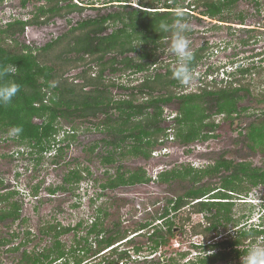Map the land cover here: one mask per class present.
Listing matches in <instances>:
<instances>
[{
    "label": "trees",
    "instance_id": "trees-1",
    "mask_svg": "<svg viewBox=\"0 0 264 264\" xmlns=\"http://www.w3.org/2000/svg\"><path fill=\"white\" fill-rule=\"evenodd\" d=\"M238 1L195 0L185 5L179 4L178 0H140V7L131 8L130 1L116 0L122 4L118 11L79 22L67 33L42 47L20 41L27 27L45 25L54 17L81 12L85 7L70 0H46V4L39 6L31 19L15 18L0 24V66L15 65L17 68L4 80L14 81L20 86L10 103H0V143L17 145V155L29 156L35 162V167L41 165L46 154L51 152H54L51 163L58 164L64 157V151L77 139L76 124L87 123L86 130L96 129L103 135L87 149L89 156L99 149L96 157L106 168L105 182L100 185L102 194L149 182L187 180L191 184L184 195L168 199L163 212L153 220L141 223L133 232H122L118 224L105 227L102 217L105 211L99 209V215L89 224L86 235L77 241L76 247L67 249L61 237L77 231L82 223L73 228L59 224L45 225L41 231L52 236V246L34 255L25 251L18 264H88L94 259L99 260L97 264H164L162 258L158 262L153 259L134 261L130 250L121 246L132 244L134 237L147 232V248L151 254H155L176 238L175 230L181 228L180 234L184 235V227L192 214H202L203 219L191 227V236H202L203 239L193 245L195 249L201 250V255L191 264H241V257L259 239L264 240L263 224L238 228L241 219H235L234 216L236 201L241 196H248L252 188L264 186V165L256 167L250 162L236 163L222 157L204 168L188 165L162 171L158 177H149L143 169L124 171L121 164L126 157L150 160L157 146L169 138V129L163 127L164 112L165 107L173 101L179 103L178 115L173 117L176 122L173 129L175 138L185 146L212 138V132L218 127L213 117L234 119L247 111L246 107L239 108L245 97H264V89H261L264 88V67L255 63L244 66L240 60L232 61L229 65L236 66V70L229 73L225 66L220 67L225 77L219 81L220 69L212 71L211 68L199 77L202 82L199 91L190 93H186V85L174 79L175 68L170 64L166 65L165 72L157 69L154 75H145L132 85L118 83L105 75L109 72L115 76L126 71L138 74L150 71L153 66L158 68L159 49L172 36L171 31H160L158 24L162 20L172 24L177 7L183 10L186 20L190 17L201 20L194 14L200 10L202 17L227 22L235 12ZM5 2L0 0V8ZM28 2L30 0H22V7L25 8ZM161 4L162 8L159 7ZM246 18L240 12L233 20L245 25ZM110 28H113L112 32L106 34ZM247 30L251 32L252 29ZM253 40L251 37L243 44ZM210 49L204 45L192 52V72H196ZM250 58L254 60V57ZM92 64H95V68ZM74 69L82 71L69 76ZM214 75L216 78H212ZM256 80H260V83ZM115 88L130 90V93L114 94L112 89ZM211 108L214 114H209ZM61 121L69 124L71 129L63 131ZM15 128L22 131L15 133ZM247 136L253 143L252 149L264 150V123L251 125ZM119 162L116 172L111 174L110 168ZM91 176L88 165H78L68 170L61 184L47 191L50 195L58 191H73L80 187L81 181ZM211 177L219 178V184L214 187L202 184L205 178ZM0 188L1 228L6 221L15 222L21 218L22 205L21 201L15 200L18 191H7L9 188L4 178H0ZM39 191L40 185H37L31 193L37 197ZM186 208L190 209L189 214L180 218L181 224L178 226L174 218ZM107 215L104 214L105 217ZM25 234L28 238L13 247L12 242L18 235L14 233L9 238L0 237V248L9 246L6 252H18L30 241V233ZM128 247L135 253L143 250L141 245ZM188 254L181 253L180 256ZM167 259L171 263L175 260L173 257Z\"/></svg>",
    "mask_w": 264,
    "mask_h": 264
},
{
    "label": "rangeland",
    "instance_id": "rangeland-1",
    "mask_svg": "<svg viewBox=\"0 0 264 264\" xmlns=\"http://www.w3.org/2000/svg\"><path fill=\"white\" fill-rule=\"evenodd\" d=\"M21 1L6 0L0 8V24L7 23L15 18L31 19L37 8L46 4V0H30L26 7L23 8ZM70 1L84 6V10L54 17L45 25L29 26L20 37V41L30 46L42 47L67 33L77 23L109 12L118 11L121 9L119 5H122L116 0ZM121 1H130L131 8L140 7V0ZM178 1L179 4L187 5L195 0ZM66 3L64 2L63 4ZM123 4L125 3L123 2ZM159 7L162 8L163 5L161 4ZM160 11L167 10L160 9ZM234 11L227 22H219L218 20L202 17L199 13L200 10H197L194 14L201 17V20H197L196 17H190L187 20L190 30H188L187 36L191 41V51L193 52L204 45L211 47V49L203 62L196 68V72H192L191 82L186 85L187 88L184 87L186 93L199 91L202 83L199 77L211 68L213 69L212 71H216L219 68L218 72L221 73L223 68L220 67L225 66L227 72L233 73L237 67H232L229 63L237 60L243 62L244 66L255 63L257 66L261 65L264 67V0H239L235 5ZM240 12L247 16L245 25L233 20L234 16ZM215 25L220 28H215ZM247 29L252 30L248 32ZM251 37L254 38L253 42L244 45L243 41L249 40ZM170 46L171 39L162 43V48L159 49L157 54L160 60L158 68L153 66L150 71L138 74L126 71L115 76L109 72L105 75L113 78L118 83L132 85L137 84L145 75H154L157 69L160 72H165L167 64H170L172 68H176L178 61H176V56L171 52ZM258 55L262 56L258 57ZM131 56L137 57L135 54ZM250 57H254L255 60ZM92 67L95 68V64H92ZM80 71L82 69H74L69 76H75ZM94 73L96 74L97 71L95 70ZM215 75L212 78H216ZM218 77V81L222 80L225 77L224 72ZM209 79L211 80V78ZM258 81L256 80L257 83H260V80ZM261 89L264 88L262 87ZM112 91L114 94L130 93V90L125 91L118 88L112 89ZM243 107H246L247 111L242 112L234 119L226 120L224 116L213 117L212 120H216L218 127L212 132V135H214L212 138L196 141L189 146L183 145L178 138L173 140L171 138L166 139L153 152V159L143 160L141 158L126 157L121 162L122 169L124 171L143 169L149 177H158L162 171L188 165H192L195 168H204L222 157L236 163L250 162L253 166L263 167L264 150H261V148L252 149L251 145L253 143L247 135L251 125L264 123V97L258 95V97H253L252 99V97L249 96L248 98L247 96L239 104V108ZM213 110L211 108L209 114H214ZM178 111L179 103L173 101L165 108L164 112L165 122H163V127L169 129L170 131L168 132L173 135L176 123L173 121V117L178 115ZM36 121L40 123V120L37 119ZM87 125V123L80 122L76 124V128H78L77 139L71 142L69 148L64 151V157L58 164L51 163L54 156V152H51L46 154L41 165L35 167V162L32 158L27 155L24 157L17 155L19 149L17 145L0 143V178H4L5 185L9 188L7 191H18L19 194L15 200L21 201L22 205L21 218L15 222L8 220L5 224H2L0 237L9 238L14 233L18 235L12 242L11 247H13L28 238L25 232L30 233V241L25 247L20 248L18 252H6L5 250L9 246L0 248V264H18L21 262L25 251L29 255H34V253L38 254L43 249L52 246V236L45 235L41 231L48 224H59L62 227L70 226L73 228L82 223V226L77 231H72L61 237V241L67 249L76 247L77 241L86 235L91 221L99 215V209L105 211L104 214H108L107 217L104 214L102 216L105 227L118 224L122 232H133L141 223L151 221L155 216L163 212L168 199H175L184 195L191 186L187 180H178L171 183L149 182L148 184H138L133 187H121L102 194L103 191L100 185L105 182L106 168L100 164L96 157L99 149H96L92 156H89L87 149L95 141L100 140L103 135L99 134L96 129L86 130ZM61 126L63 131L71 129V126L63 121H61ZM63 131L62 134L64 133ZM2 155H8V157L2 158ZM118 164L120 162L110 168L111 174L116 172ZM78 165H88L92 171L91 178L81 181L80 187L73 191H58L56 194L50 195L47 189L61 184L68 170ZM219 181V178H205L202 184L214 187L219 184ZM37 185H40V191L39 195L35 197L31 192ZM236 203L234 216L235 219H241L238 228L244 225L247 227L264 225V186L252 188L244 200L236 201ZM189 211L190 209L186 208L178 213V217L174 218L178 226L181 224L180 218L186 217ZM202 219V214H192L191 219L184 227L186 231L184 235H178L169 246L162 248L155 254H151L147 248L149 245L147 232L135 237L132 244L122 245L121 248L141 245L143 250L138 254L139 258L132 251V255L136 254L138 261L153 259L158 262L162 258L164 264H191V261H197L201 255V250L195 249L193 242L200 243L203 237L191 236L190 229L201 222ZM232 227H229V229ZM254 246H264V240L259 239ZM93 248L95 249V247ZM181 253L189 254L181 257ZM170 257L175 258L172 263L167 259ZM98 261L94 259L89 264H97Z\"/></svg>",
    "mask_w": 264,
    "mask_h": 264
},
{
    "label": "clouds",
    "instance_id": "clouds-1",
    "mask_svg": "<svg viewBox=\"0 0 264 264\" xmlns=\"http://www.w3.org/2000/svg\"><path fill=\"white\" fill-rule=\"evenodd\" d=\"M158 28L163 32H172L170 50L176 57H178V64L173 72L174 79L182 85L189 84L192 80L190 63L193 59V53L190 49L191 41L186 35V32L189 30V24L184 16L183 10L177 7L174 12L173 23L169 24L162 20L159 22ZM16 71L17 68L15 65L0 66V103L2 104L10 103L19 91L20 86L17 83L10 80H4L5 76L15 73ZM13 131L19 133L22 130L20 128H15ZM200 201L201 200H198L197 202ZM127 249L130 250L129 253L132 260L137 261L139 258L138 254L140 253L132 255L133 249L130 247H127ZM135 255L138 258H136ZM241 264H264V246L251 247L247 253L241 257Z\"/></svg>",
    "mask_w": 264,
    "mask_h": 264
},
{
    "label": "flooded vegetation",
    "instance_id": "flooded-vegetation-1",
    "mask_svg": "<svg viewBox=\"0 0 264 264\" xmlns=\"http://www.w3.org/2000/svg\"><path fill=\"white\" fill-rule=\"evenodd\" d=\"M75 1H78V0H75ZM130 4H131V2H129ZM22 6V5H21ZM24 20H26V19H24ZM112 30H113V28H110L109 30H107V32H106V34H108V33H110V32H112ZM259 57V56H258ZM261 57V56H260ZM255 58H257V57H255ZM255 60V59H254ZM169 106V105H168ZM167 107V106H166ZM165 107V108H166ZM179 112V111H178ZM174 122H175V118H174V120H173ZM170 131V130H169ZM169 138H171V139H175V136L171 133V132H169ZM168 138V139H169ZM200 141H204V140H200ZM195 143V142H194ZM194 143H190L189 145H191V144H194ZM188 145V146H189ZM166 150H168V149H166ZM151 159H153V157L151 158ZM155 159V158H154ZM246 196H241V198H240V200H238V201H241V200H244V198H245ZM252 203V202H251ZM182 230H181V228H179L178 230H175V234H176V237L178 236V235H181L180 234V232H181Z\"/></svg>",
    "mask_w": 264,
    "mask_h": 264
}]
</instances>
